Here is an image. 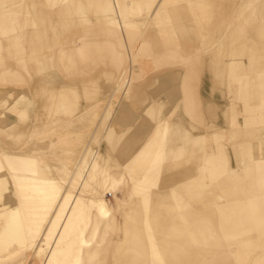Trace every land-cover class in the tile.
Returning a JSON list of instances; mask_svg holds the SVG:
<instances>
[{"label": "rangeland", "instance_id": "374dc122", "mask_svg": "<svg viewBox=\"0 0 264 264\" xmlns=\"http://www.w3.org/2000/svg\"><path fill=\"white\" fill-rule=\"evenodd\" d=\"M107 2L115 16L103 10L105 21L102 22L100 5L104 9L103 4ZM136 2L141 1L0 0V180L6 179L9 185L6 191L2 190L4 184L0 181V216L9 208L16 210L13 222L19 223L22 240V244L4 245L1 240L4 227L0 228V264H117L121 253L130 254L135 264H171L165 254L177 245L197 250L196 258L188 264H238L247 256L245 264L264 263V233H256L264 230V218L248 209L251 200L264 202V191L259 189L256 193L258 188L252 187L251 199L237 200L247 208L252 219L245 227L243 219H230L234 223L233 227L230 224V233L223 234L220 227V241L218 236V241H213L211 223L185 224L181 227L183 232L175 235L164 233L146 217L153 208L167 212L171 208L176 215L174 221L183 226V213L189 209L224 213L227 205L233 203L226 201L212 185L191 192L198 195L186 207L180 201L188 199L185 192L168 196L167 199L174 198L175 202H155L154 195L178 190L179 187L166 185L165 179L194 166L193 162H186L187 157L177 160L178 165L172 159L161 158L164 162L158 186L130 185L125 163L169 110L165 104L155 107L160 110L157 113L146 111L151 102H116L124 96L133 100V92L136 100H142L143 95L138 93L147 78L137 72L127 73L117 91L112 87V77L120 72L112 65L115 60L110 59L112 55H124L128 59L129 50L137 51L136 66L144 68L148 77L159 72L157 68L163 67L164 60L168 59L154 48L157 44L143 43L145 35H157L161 28L140 21L144 11L141 8L132 11ZM235 3L238 12L251 13L250 0H235ZM31 35L36 39L32 40ZM207 35L204 42L183 43V49H172L175 59L168 66L170 71L185 72V79L189 78L191 91L186 98L188 102H183V129L196 135L226 119L207 110V106L218 103L206 99L204 87L210 85L208 74L199 68L189 71L205 61L201 55L207 48L211 51L205 43L211 39ZM106 38L109 41L100 42ZM31 42L36 44L33 46ZM70 43L79 47L83 43L90 47L95 43L104 44V52H99L102 59L91 70L73 75L59 65L68 64L74 57ZM198 51L200 58H196ZM45 78L60 81L47 88L48 102L40 95ZM129 82L130 90L127 89ZM213 88L218 90L215 85ZM184 90L187 91L186 85ZM25 98L32 103L30 106H15V101L23 102ZM224 98L221 105L234 103L238 110L242 108L241 102ZM20 110L27 114L20 115ZM238 118L241 120V115ZM7 119L16 123V127L6 130ZM173 119L174 126L178 121L175 116ZM184 140L172 141L173 146L183 145ZM231 150L232 146L227 145L228 155ZM102 156L108 157V164L102 162ZM191 181L183 179V184ZM257 182L262 185L264 180L258 178ZM204 198L210 201H200ZM10 201L12 206L7 208ZM106 206L110 208L105 215ZM140 212L143 215L138 229H130ZM132 231L133 235L126 234ZM186 235H194L193 240L184 238L183 241ZM173 240L177 242L175 245ZM54 250L60 253H56V261H51ZM202 250L213 254L207 253L202 258Z\"/></svg>", "mask_w": 264, "mask_h": 264}, {"label": "crops", "instance_id": "0c3cea01", "mask_svg": "<svg viewBox=\"0 0 264 264\" xmlns=\"http://www.w3.org/2000/svg\"><path fill=\"white\" fill-rule=\"evenodd\" d=\"M103 5L104 9L101 8L102 4L100 5L99 19L102 22L105 21L104 12H111L113 18L115 16L113 7L108 2ZM139 8L145 12L140 20L143 24L146 21L161 28L159 29L161 32L157 35L155 33L145 35L146 39L143 43H153L154 46L157 44L154 48L163 54L161 57L168 59L164 60L163 67L157 68L160 69L159 72L148 77L144 68L136 66V51L134 53L135 70L141 74L142 78H147L142 90L138 93L140 96L143 95L142 100H136L133 92V100L126 99L124 96L116 102H151V106H148L146 111L157 113H160V110L157 109V111L155 107L165 104L169 110L163 118L158 120L153 133L128 159L124 168L127 170L128 179L131 180V186H158L163 162L169 158L175 161V165H178L177 160L187 157L186 162H193L194 166L185 167L187 170L165 179L166 185L179 187L178 190H173L172 193L164 191L154 195L155 202L165 204L175 202L177 200L174 198L167 199L168 196H178L179 192H185L189 195L188 199L181 198L180 201L184 202L183 206L186 207L198 195L197 192H191L196 191L197 188L212 185L217 187L219 195L233 203L227 205L224 213H209L200 208L189 209L183 213L185 220L183 226L179 221H174L176 215L171 208L168 212L164 209L153 208L149 210L146 217L151 220L153 226L163 229L164 233L175 235H180L183 232L181 227H185V224L189 225V220L192 218H208L212 220L209 224L214 229L211 231L212 240L218 241L219 237L220 241L219 228L223 227V234L230 233V224H232L230 219H243L244 226L253 217L249 216L247 208L238 201L246 202L251 199L252 187L258 188L256 193L260 190L264 191V183L259 185L257 182L258 178L264 180V0H250L251 13L244 10L238 12L235 0H156L153 6L148 8H145L141 2H136L132 11ZM205 35L211 36V39L205 42L208 43L211 51L208 48L207 51H202L205 54H202L201 58L205 61L197 63L189 71L199 68L208 74L207 80L210 85L205 84L204 87L207 91L206 99L218 103L207 106V110L210 114L215 112L222 114L226 119L222 118V121L217 122L218 125H210L208 131L196 135L188 129H183V102H188L186 98L190 96L191 91L189 78L185 79V72L170 71L171 67L168 66L171 65L170 61L175 59V56L171 54L172 49H183V43L204 42ZM30 38L36 39L32 35ZM104 41H109V39L106 38L100 42L104 43ZM31 44L34 46L36 43L31 42ZM196 53V58H200L199 51ZM116 56L117 58L122 57L118 54ZM57 79L54 85L59 84L60 81ZM212 84L218 90L213 88ZM185 85L187 91L184 90ZM214 89L216 92H213ZM225 89H227L226 92ZM224 97H229L233 102L234 100L241 102L242 108L238 110L234 103L228 106L221 105L220 101ZM15 102V106L32 104L27 102V99L23 102ZM190 102H193V99ZM19 113L26 115L27 111L20 110ZM240 115L241 120L238 118ZM174 116L178 122L173 126ZM6 124V130L16 127V123H10V119L6 120ZM226 125H228L227 128L223 127ZM184 138L183 145L173 146L172 141ZM248 140H257V142L254 144ZM227 145L232 146L229 155L226 151ZM101 158L102 162L108 164V157L102 156ZM161 158H164V161H161ZM183 179L192 181L183 184ZM148 180H155V182H147ZM183 186L188 187L183 188ZM214 193L217 194L216 191ZM241 195L242 199H238ZM206 196L209 197L208 194ZM200 201L210 200L204 198ZM248 205L251 206L248 208L251 213L258 216L260 213V217L264 218L263 200H256L254 203L251 200ZM11 206L10 201L7 208ZM204 213H208V217L201 216ZM2 214L0 228L3 226L4 231L1 240L4 245L8 246L13 244L10 239L12 224L8 210ZM140 215L143 214L140 212L136 223L130 229H138ZM225 220L228 221V225H221V222L225 223ZM19 234L21 237L20 230ZM126 234L133 235V231ZM248 240L251 243V238ZM16 244H22V241ZM247 248L244 247V250Z\"/></svg>", "mask_w": 264, "mask_h": 264}, {"label": "bare ground", "instance_id": "6f19581e", "mask_svg": "<svg viewBox=\"0 0 264 264\" xmlns=\"http://www.w3.org/2000/svg\"><path fill=\"white\" fill-rule=\"evenodd\" d=\"M156 0H142V5L145 6V8H148V7H151L153 6V4L155 3ZM79 42V41H78ZM104 44H93V46H89L88 44L86 43H83L80 47L77 45V44H74V43H70V47H71V52H72V59L70 60V62H67L68 64H64V63H61L59 64L61 66V68L63 70L67 69L71 74L73 75H78V74H83L85 72H87V70H91L92 67H95L97 65L98 62H100V60L102 59V55L99 54L100 51L103 50V46ZM104 52V50H103ZM113 52V51H112ZM136 51H131L129 50L128 51V59H125V56L123 55L122 56V60H119L117 58L116 55H112V57L110 58L111 60L115 59L112 61V65L115 67L116 70H118L120 73H118L117 75H115L114 77H112V82H113V85L112 87H115V89L117 88V91L119 90V87L120 85L122 84L123 82V78H124V75H126L127 73H135L136 70H135V57H134V53ZM106 54V53H105ZM104 59V57H103ZM124 59V60H123ZM71 63V64H69ZM134 80V79H133ZM56 80H51V79H48V78H45V81L42 80V84L41 85H44L43 88H42V92L40 95H42L44 98V102H48L47 101V98L50 97V93H48L47 91V88L49 87H53L52 85H54V82ZM136 82V81H135ZM64 83V82H63ZM62 84V83H61ZM131 82L128 83L127 85V89L130 90V87H131ZM134 88V87H133ZM46 89V90H45ZM71 90H76L75 88H72ZM73 92V91H72ZM128 92V91H127ZM126 92V93H127ZM49 94V95H48ZM115 94L117 95V92H115ZM48 95V96H47ZM132 96V95H131ZM52 97V96H51ZM26 99V98H25ZM126 99H129V98H126ZM130 100V99H129ZM20 102V101H19ZM89 112V111H88ZM90 114V113H89ZM51 116V115H50ZM48 119V118H47ZM2 166V165H1ZM93 166V165H92ZM94 167V166H93ZM68 175V174H67ZM66 176V175H65ZM95 176V175H94ZM1 183L4 184V187L2 190H7L9 185H8V182L6 179H3V180H0ZM103 183V182H102ZM3 195V194H2ZM112 195V194H111ZM117 199V198H116ZM100 201V200H99ZM100 204V203H99ZM101 205V204H100ZM107 208H110V206H106L105 209H103V214L106 215V210ZM17 214L16 210L15 209H12V208H9L8 209V215L10 217V220H11V224H12V227L10 228V231H11V235L12 237L10 238L11 241L13 243L15 242H20L22 241L21 240V237H20V234H19V230H20V225L19 223L16 222V220L13 222V218L14 216ZM208 213H204L203 215L201 216H205V217H208L207 216ZM3 215V214H2ZM16 217V216H15ZM228 220V219H227ZM225 220V223L221 222V225L223 224H226L224 226H227L228 225V221ZM264 220V219H262ZM261 221V220H260ZM204 222H207V223H211L212 220L208 219V218H203V219H196V218H192L191 220H189V225L191 226H195L197 224H203ZM6 225V224H5ZM1 227V226H0ZM3 227V226H2ZM257 227V226H256ZM223 228V227H222ZM192 232H190L191 234ZM262 234L264 233V230L262 229V231H259L257 232V234ZM189 234V235H190ZM187 236V235H186ZM193 237L194 235H191V236H187V237H184L183 236V241H184V238H189L191 240H193ZM204 237L202 238H199V243L200 241L203 239ZM186 241V240H185ZM169 242V241H168ZM170 243V242H169ZM175 243H177L175 240H173V243L175 245ZM187 243H190V242H187ZM10 244V243H9ZM21 248V247H20ZM193 248L189 247V246H181L179 247L178 245L177 246H174V248H171L169 249V252L166 251V254H165V258L168 259V261L171 263V264H188V262L191 260V259H195L196 258V251H193L192 250ZM121 250H124V247L122 248L121 247ZM121 250H119L120 252H122ZM246 250H250V249H246ZM56 253H60V252H57V250H54L53 252V257L51 258L52 260L51 261H56ZM201 253V256L202 258L204 257L205 254L207 253H212L211 251H208V250H202V252L200 251ZM213 254V253H212ZM247 253H245L246 255ZM118 255V254H117ZM130 255V254H129ZM128 254L126 256L122 255V253L117 257V260H116V263L117 264H131L133 259L131 257V255L129 256ZM249 255V260H251V255L250 253H248ZM244 257V256H243ZM114 258V257H113ZM206 258V257H205ZM222 258V257H221ZM218 259V258H217ZM217 259H214V260H217ZM248 259V256L238 262V264H245L244 260ZM221 260V259H219ZM208 261V260H206ZM139 262V261H138ZM53 264H56V262H54ZM132 264H135V263H132ZM137 264H141L140 263H137ZM191 264V263H189ZM216 264H222L221 262L219 263H216ZM225 264V263H223ZM261 264H264V263H261Z\"/></svg>", "mask_w": 264, "mask_h": 264}]
</instances>
